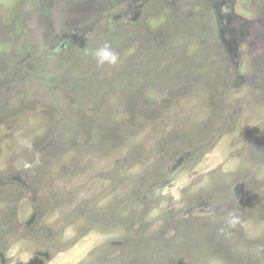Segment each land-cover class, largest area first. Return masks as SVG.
I'll use <instances>...</instances> for the list:
<instances>
[{
  "label": "rangeland",
  "instance_id": "rangeland-1",
  "mask_svg": "<svg viewBox=\"0 0 264 264\" xmlns=\"http://www.w3.org/2000/svg\"><path fill=\"white\" fill-rule=\"evenodd\" d=\"M0 264H264V0H0Z\"/></svg>",
  "mask_w": 264,
  "mask_h": 264
},
{
  "label": "clouds",
  "instance_id": "clouds-1",
  "mask_svg": "<svg viewBox=\"0 0 264 264\" xmlns=\"http://www.w3.org/2000/svg\"><path fill=\"white\" fill-rule=\"evenodd\" d=\"M92 56L98 65H104V64L115 65L118 63V60H119L118 53L113 51L111 46L108 44H105V45L97 48L92 53ZM25 167H31V165L26 164ZM230 222L235 224L237 221H236V219H233Z\"/></svg>",
  "mask_w": 264,
  "mask_h": 264
}]
</instances>
